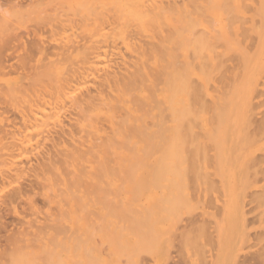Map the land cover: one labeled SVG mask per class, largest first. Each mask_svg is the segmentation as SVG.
Returning a JSON list of instances; mask_svg holds the SVG:
<instances>
[{
    "label": "rangeland",
    "instance_id": "obj_1",
    "mask_svg": "<svg viewBox=\"0 0 264 264\" xmlns=\"http://www.w3.org/2000/svg\"><path fill=\"white\" fill-rule=\"evenodd\" d=\"M47 1L49 3H47ZM51 1L52 2H50V0H46V4H45V0H0V21H1V26H0V143L6 142L5 144H8V142L11 143L14 141L13 144L15 143V145H18L20 143H23V141L24 143H26L29 140L30 142H39L40 140L42 141L40 143H46V142L49 143V140L43 141L44 140L43 137H45V140H47L45 135H47V138L55 135L56 139L66 140V139H69L68 134L71 130L73 134L76 133V129L74 128L75 126L73 127L74 125L73 123H76L75 120L73 119L74 118L76 119V116H74V114L70 112H69L70 113L69 115H67L68 114L67 113L65 116H63L64 119H61L63 126H61L62 125L61 120L54 121L52 119L53 124H52L51 119L46 120L50 123V127L48 125L49 124L48 122L46 124L48 126L43 125V123L46 122V121L43 122V120L45 118L44 116L47 113L48 114L51 113L58 106V93H57L58 89H56L55 85L57 86V80L62 74L61 69L62 68L66 69V67H69L66 69V71H69L76 64L75 62L76 53L70 54V53H65L64 51L62 52V47L64 46L68 48L67 46L68 45L71 46L72 41L74 42L73 44H75V46L77 45V43L78 45L80 43H82L83 45V43L86 42L84 41L85 39H82L80 41V38L91 36V32L93 30V27L91 25L93 24H91L92 23L90 21L91 18L89 20H86V19H88L89 16L92 17V15L90 14V10H87V8L89 9V7H87L89 6V3L87 2L88 0H86V5H85V0H51ZM63 1H65V3ZM244 1L246 2V0H242L241 2L243 3ZM254 1L253 3L252 0H247L248 3L251 2L249 4L250 6L247 4L245 6V3H243V6L245 7V9L243 8L244 11H248L252 6L253 8L254 7L258 8L260 5L264 6L263 0H262L263 3L261 4L259 3L260 5H258V2L260 0H254ZM81 3L82 5H84L83 8L81 6ZM63 5L65 7H63ZM77 5H78V8L80 5L81 7V9L79 8L80 10L76 8ZM69 7H71V9H73L72 7H74V10H72V12L76 11L75 8L79 10L78 13L77 11L75 13H77V16L79 15L78 17L80 19L83 18L82 15L85 14L84 18L86 19H81L85 21V24L82 23V28H81L82 29L81 31L83 32H80V30L78 29L79 25L77 24H80V22L77 23V20L80 21L79 19H77L78 17L75 18V21L74 19L72 20L68 19L71 22L66 20L67 19L66 15L69 14L68 17H70L71 19V17H73L72 15L75 14L74 12L73 13H71L70 11L68 12ZM242 7L238 14L239 17L238 16L235 17L234 21L238 20V18L240 17L244 18L246 16L245 17L246 20L244 21L247 23V26H246V23H242V21L241 22L236 21V22H239V24L241 23V25L242 24L244 25L242 27H239V31H244V28H246L248 33L250 34L249 35L250 37L253 34L251 33V30H248L249 24L254 25L255 21L253 20L255 19L256 23L259 22L258 25L262 26L260 20L258 21V18L262 20L261 18L262 16L256 13L255 8H254L255 10L251 8L252 9V10L250 9L251 12H248V15H246L247 12L245 13ZM246 8L248 10H246ZM63 9H65L66 11ZM85 10H87V12L89 13H86ZM64 13L66 17L64 16ZM254 13L258 15H255ZM70 14L72 15L70 16ZM252 16L258 17V18L253 19ZM243 18L240 20H243ZM248 19H251V20L253 19V20L251 22ZM84 21H81V22H84ZM75 22L77 23L76 24L77 26L74 25ZM86 22H91V23H86ZM88 24H90V27L88 26ZM84 25L85 26L87 25L88 28L85 27ZM259 26L255 27L253 31L255 33H258L257 36L261 38L263 30L261 28V32H260ZM257 28L259 29V32L258 30L256 31ZM247 31L245 30V32ZM84 33H86L85 34L86 36H84ZM239 33L240 32H238V34ZM248 33L246 34L242 32L240 34L241 37L238 34H237L238 35L237 37H239L238 39L241 40L242 34H245L246 36H248ZM255 33L253 36L256 35ZM245 35L243 36V39H242L244 42L241 40V43L243 42L245 44L243 45L242 43V45L240 46L243 47L242 49L244 51L246 49L244 47H250L251 50L253 49L251 51L252 52L251 54H248L249 52L247 51L248 52L247 57L249 56V59L255 60L254 62H252L251 66H253V64H256V63L260 64L261 59H260L259 52H260L261 47L259 46V43H258L260 41V38L256 39L255 37L257 36H255L254 39L252 40L250 39L249 41V39H247ZM244 37L247 40L246 39L244 40ZM87 39L90 41L89 38ZM255 40H256V45H254ZM241 43L239 42V44ZM82 45L81 46L79 45L80 48L83 47ZM82 50L83 49H81V51ZM247 50L249 49L247 48ZM81 51H79V53ZM68 54H69V57H66L67 61H64L63 59L65 58V55L68 56ZM235 57L236 56H233V58ZM247 59L245 63L239 58L238 59L235 58V60L233 61L237 62L238 65L235 63L237 66H239L238 62H243V63H240V65L244 64L245 66L246 62L248 61V64H246L245 67L242 65L243 67L241 68L240 66L239 68L241 69V71L246 72L250 69L249 66L251 63L249 62V59L248 60ZM62 60H63V63H62ZM73 62L75 63L72 64ZM227 63H231V60ZM227 63H225L226 65L224 67H228ZM50 65L52 66L50 67ZM236 65H234L233 63V66L235 69L234 72L238 71V73L243 74V72L241 71L239 72L238 67L237 69L235 68ZM229 66H232V65L229 64ZM228 70L227 68H223L222 69L223 74L221 72H220L221 75L220 73H218L219 75L215 73L216 75L211 77L212 82L210 83L209 86L211 87L213 85L214 88L213 87L211 88L212 90L215 89L217 93L212 92V90H209V92L211 91L212 93L220 97L222 96L221 94H224L223 92L225 90L224 91L221 90L220 86L223 82L222 81L223 77L226 79L227 75L225 74L228 73ZM234 72L232 74H234ZM236 74L232 75L233 77H230L231 75L230 74L229 75L230 78L227 77V79L225 80L227 81V83L224 81L226 83V84L224 83L226 85V90L228 89L230 91V92L229 91L226 92V94L229 93L228 96H231L230 93L233 89V84L236 83V85H234L235 87L239 84V81L241 80L242 75L238 74L237 76L238 79H237L235 76ZM261 74L264 77V68L261 70ZM220 76H222V79L220 78ZM49 77H52V79L54 78L53 81L50 78L51 80L50 82L48 80ZM234 77L236 78V80ZM233 78H234V81L236 82H233L232 80ZM215 79L216 81H214ZM46 81L48 82L47 84L49 85V87L47 86ZM218 81H220V84ZM261 81H262V84L258 85L256 89L257 90L260 89L261 92H263L264 90H262V87L264 88V85H263L264 78ZM215 82H218V84L217 83L215 84ZM228 82L230 83L233 82V83L232 85H228L229 84ZM217 85H220V86H217ZM230 86L232 87L230 88ZM46 87H48V89ZM48 90L49 92H47ZM256 91H255V94H256ZM52 92H55V93H52ZM261 92L259 91L257 93L260 94ZM212 93H211V96L215 98V96H213L214 94ZM49 94H52L54 99L53 98L50 99L49 97H51L52 95H49ZM226 94L224 96H227ZM253 94L251 95L250 98H247L246 96L243 97L241 95L239 96V94L236 96H232V97H224V96H223L224 98L222 97V99H225L224 102L225 101L227 102V103H224V102L223 103L225 105L228 104L227 107L225 105L223 106V110L224 109L225 110L221 111L220 113V114H223L221 116L222 117L225 116V118L222 120V118L220 117L219 114L216 113V111H215L216 114L212 112L214 113L215 116L218 115V117L221 118L220 121L221 120L224 121L219 126L216 125L217 127H220V128H217L218 130L214 128L216 124L214 119L216 120V117L213 116V114L211 115V117L213 116V118L208 117L207 114L204 113V111L201 113L198 111H196L198 113L195 112L196 116L195 115L194 116L197 117V119H196V122L194 119V122H192L191 124L194 127L192 126L191 127L193 128V130H196V132H194L191 128L185 130L187 134H188L187 130H190L191 133L188 134L189 136L192 135L190 136V138L199 140L200 143L199 141H197L196 143L198 144H196L195 142H193V139L191 140L189 136L187 135L189 140L188 138H186L187 136L183 139L185 140L187 139L188 141L191 140L194 143V145H197V146L195 147L189 146L190 149H187L186 147L188 146L185 145L186 146L185 147L182 144L181 147L182 146L185 147L184 152L185 151L189 152L192 149L194 151L192 150V153L190 151L191 154H194L195 151L197 150L201 152V150L197 148H200L201 146H198V145H202L204 142L207 143V147H211V145L214 146L216 143H217L216 145L218 144L221 145V146L218 145L219 147H216V146L213 147V148L216 147V149L217 148L220 149L222 147L220 151L216 150L215 157L221 156V158L218 157L219 160L217 159L216 161H214L213 159H211V157L207 158V155L213 152V151H210V149H213V148L212 147L209 148L207 151L208 154L207 153L205 154L204 153L205 150L203 148L205 147L204 146L205 143L202 145V148H203L202 150H204V152L202 151V154L199 153V155H203V153L205 154L206 161L210 159L214 161V162L213 161L211 162V164H213L212 165L213 167H211L209 164H207L208 167H206V164H205L206 161L204 160L203 162V159H202L204 158L203 157L204 155H203L202 158H200V165L202 164V167L200 166L202 173L204 171L212 172L213 169L211 168H214L215 165L219 169L218 170L216 167L214 170H217V173L220 174V178L216 177V176H219V174L214 172V170L213 172L215 175H212V176L215 178V180H213L214 178L211 179V177H209L210 181L212 180V183L214 185L213 184L211 185V182L210 184L209 183L206 184L208 181L207 179H205L208 176L204 175L206 172H204L203 178L201 177L202 179L200 178L201 175L195 176L193 178L189 177L193 175V172H194L193 169L195 168V171H197L196 167H198V164L197 166L194 165L196 162L195 163L192 162V165L194 168L192 167V165L191 166L189 165L192 168H189V166L187 167L184 166L186 164H184L183 160H186L187 162V159L185 158L189 155V153L185 152L187 155L186 156L184 155L185 153L180 150V153L181 152L184 153V154L181 153V155H179L180 159H182V157L184 158V156L186 157L182 160H180L177 157V159L179 160H176L177 166H178V161H182L183 165H181L182 163H180L179 167L183 166L187 170L188 168L190 170L192 169L190 171L191 173L189 172L190 175L186 171V173H188L189 175L188 179H187V174L185 172L184 173L186 177L180 176L181 178H179L177 177L178 175L177 174L174 176L170 175L171 178L170 176H167L169 178L167 177L162 178L161 176L160 177L157 176L158 174L157 175L154 174L155 167L153 166H156V162L153 156H147V157L143 156V158L141 159L140 157L137 158L132 153L138 147H140L141 144L134 145L133 143L129 141H126V142L124 141L123 144L119 143L121 144V146H119V144L117 143L118 148L114 146L113 144H111L112 146L110 145L107 151L108 152L113 151L112 157L116 158L114 160L117 162L121 161L120 159L121 157L123 160L125 158L123 166L120 165L122 161L118 163L120 167H116L117 171H118V168L119 170L120 168L124 169L123 168L124 166L125 168H127L128 166H130L128 165L129 163H136V162L138 163V160L139 162L143 163L144 166L142 167L140 166V164L139 165L133 164V165H136L135 167L137 168L136 170L135 167L134 168L132 167L133 169L132 173L134 172L133 178L129 177L130 175L129 173L128 174L126 173L127 172L126 169H124L126 170V172L124 174L122 173L123 175L120 174L121 172L118 174V175H121V177L123 178L121 177L116 178L118 175L114 177V175L112 174L117 173L116 170L112 172V174L108 173L109 171H112L115 168L114 167L113 169L111 168L112 170L109 169V171L106 172L109 175H112L111 177L106 173L105 175H103L104 173L103 174L100 173L99 179H95L96 176H99V173L98 175H95V177L93 176L94 178L92 177L91 179L81 176V179L85 178L83 179L84 181L86 180L88 182H92V184H95V185L97 184V186L100 185V187L98 186L99 189L96 186L92 187L95 189H92L91 187L89 188L87 185L89 186H92V185L91 183L88 184V182L84 183V185H83L84 181L81 182L82 184L79 183V181L81 180H79L80 178H77V177L76 179L78 180V183H75V184L73 183L76 187H73L72 186L73 184H72L71 188L69 189V188H65V186H67L68 181H71L73 178L74 180L76 179L75 177H72V179H70L71 178L70 177L69 178L70 180H68L67 177H65L67 183L61 186L62 189H64V191H62L63 199L61 198L63 201L62 202L60 201V204H61L60 208L57 209V207H55L56 205L47 201L48 198L47 196H45L46 194L50 197L52 194L50 193L47 194L41 182H39L38 178H35L33 175L34 172H36L37 165H38L35 159H32L30 163H28L22 157H19L16 159L14 158V160H11L12 162H10V166H8L11 168V170L15 168L22 169V170L18 169L17 175L15 174L16 172H14L15 170L11 171L8 167L0 163V171L2 170V172L0 173V264H26V263L29 264L28 260H31V259L33 260L34 258H36L41 251L42 252L44 251V253H41L42 255L44 254L46 255L42 256L45 258H42L41 256H38L36 258L37 262L38 263L40 262V264L41 262H44V260L46 259V256L48 260L47 262H49V260L52 262L50 264H264V259H262L264 258L263 256L264 252L261 253L262 251H264L263 250L264 249V170H263V167H264V161H263L264 160V125L259 126L258 124L259 122L260 123L263 122L261 121V119L264 120L263 116L260 117L261 113H264L263 112L264 105L261 103L262 104L261 106L259 103L261 100H263L262 98H264L263 96L264 94L263 95L260 94L261 96L259 95V97H256L254 96L255 94L254 95ZM238 96L240 97L239 101L237 100ZM252 96L255 97V99H253ZM203 97L205 98V96ZM202 99H201L202 102L206 101L208 103L206 105H208L207 107H209L211 111L213 109L215 110V108H210V106H213V102H211L212 101L211 97L210 99H209V96L206 97L204 101ZM251 100L253 101V103L251 102ZM255 101L258 102V104L256 105L257 106L260 105V107L255 108L254 110L253 109L255 107L254 103H257ZM50 103L52 104V106H50L51 105ZM55 103L57 104L54 105ZM204 104L203 106H205ZM250 104H253L254 107ZM196 106L194 107V109L196 108ZM249 106L252 108H249ZM207 107H204V108L206 109ZM235 108H237L239 111L236 110ZM197 109L199 108H196L195 110ZM207 112H210V111H207ZM250 112H252L251 113L252 117L250 116L251 120L256 121L257 118H254V117L261 118L260 121L258 119L259 122L256 121L258 124L256 125V127L258 126V128L262 130L261 133H260V130L257 131V129L256 130L251 129V128H255L252 126V124L255 125L253 121L252 123H250L249 121L248 123H246V121L250 119L248 118L249 117L248 113L250 114ZM234 113H237V114L239 113L238 115H240L239 117L240 120H239V123L237 124H236V120H238V116L237 114H234ZM35 114H37L38 116ZM201 114H202V118H201ZM210 114L211 112L208 115L210 116ZM69 116L72 118V123H68V121L71 122L70 120L71 118H69ZM203 118L206 120L207 118H209L208 119L209 122L207 124L206 129L202 128V123L200 122ZM211 119L214 122L210 121ZM65 120L66 121L68 120V121L65 122ZM198 121H199L200 126H198L197 124ZM54 122H56L57 124ZM40 123L43 125V127H41L42 125H39ZM193 123L194 124L196 123V124L194 125ZM209 123H213V125H211L213 126L212 127L213 129H211V126ZM65 124H67V126L69 127L72 125L71 128L73 129L67 127ZM245 124L247 125L248 128L251 126L252 127L248 129L245 126ZM248 124H250L251 126H249ZM54 125H56V127ZM196 126H198L199 128H196ZM57 127L59 128L61 127L60 130L62 131L63 129L65 134L63 133V131L62 132H60V130L58 131L59 128ZM67 128L68 130L70 129L68 132H67ZM56 130L58 134L63 135V137L61 135H58ZM197 130L198 131L200 130V132H198ZM252 130L257 131L259 134L258 137L255 136V138H253L255 134V132L253 131L254 134H253L252 139H255L256 142L254 140L253 141L251 140L250 134L252 135L253 133V132L251 133ZM50 132H52L53 134ZM197 132L200 133L202 137L205 135L204 132H206V137L205 138L203 137L204 140L202 139L201 135L198 134ZM196 133L200 136L198 137ZM214 134L215 135L217 134V136H214ZM245 135L246 136L249 135L246 138L248 139L250 137L249 138L250 140L248 139L247 141V139H244ZM207 137L214 138V140L210 138L212 139V142L216 141L217 139L218 140L214 144H212L210 142V139ZM55 138H52V139L55 141H59V140H56ZM52 139L50 140L52 141ZM187 140L186 142L189 145L191 141L188 142ZM208 140H209V143H208ZM244 140L246 142H244ZM186 142H184L183 140L184 144ZM4 143L0 144L1 147ZM164 144L165 143H161V145H159L158 147L155 146L151 150L153 152L162 150L166 146ZM208 144L210 145L208 146ZM11 145H10L11 151L8 150L9 145L8 146L6 145L8 147L7 150L2 149V148H5L6 146L0 149V156H3V153H5L8 156V154L11 152L10 155L13 154L12 156L15 157L16 151L14 152L12 150L13 147H11ZM122 145L124 146L129 145L131 147V150L133 149V151L130 150L131 151L130 152L129 150H126L127 151L126 152L125 149L127 147L125 146L126 148L124 149ZM175 145L177 144H174V146ZM115 147L117 148V150ZM178 148L176 149L177 151H179ZM218 151L220 154L217 153ZM115 152H119L121 153V155L114 156ZM5 154L3 156L4 159H1V160H4L3 163L7 164L10 161L8 159H13V158L10 157V155L9 157H7L5 156ZM110 154L111 153H108V155ZM130 155L131 157H129ZM253 155H255L254 156L255 163L259 161L258 159L262 160L260 163L257 162L259 163L258 165H256L257 163L254 164L256 165L255 168L259 166L257 167V170H256L257 172L255 171V174L256 173L258 174L255 176L253 175L254 173L252 172V170H250L254 167V165L252 164L254 160L252 161L251 159L252 162L249 161ZM189 156L188 158L190 159V162L196 161V160L198 162V159L200 157L199 156L196 160H193L194 158L192 157L193 159L191 160ZM209 156H212V153L211 155H208V157ZM112 157L109 159L110 163L106 159V162L108 161L107 166L109 167L114 166L112 164H115V161L114 163H112V160H111ZM256 157H258L257 161H256ZM133 158H135V160L137 159L136 162ZM213 158H214V155H213ZM117 159L120 161H118ZM5 161L6 162L8 161V162L5 163ZM14 161L16 163H19L20 166H18V164H16L17 165L16 166L15 163L14 165H12ZM24 161L28 164H26ZM210 161L209 162L207 161L206 163H210ZM190 162H187V163L191 164ZM216 162H219L220 164L219 163L215 164ZM248 162L249 163L251 162L252 165L251 164L250 165L252 166V168L249 167ZM108 163L110 165H108ZM11 166H13V169ZM200 167L197 173L201 172ZM3 169H6V170H3ZM122 169L121 171L124 172V170ZM143 170H148V171L141 172ZM3 171L5 172L7 171L6 173L10 172L12 174V178H11L10 173H9L10 176L8 175L6 177L5 175L7 174L4 175L5 172L3 173ZM19 171L20 173L21 171L23 172L19 174ZM129 171L131 173V168L129 169ZM246 171H248V173H250V171L252 172L251 175L249 174V178L247 177L249 180L246 178V173H247ZM211 174L206 173V175H209V176H211ZM124 175L125 176L128 175V176L125 178ZM150 176L152 177V179ZM196 177L200 178L202 181L205 180V184L203 182L201 184L200 183L201 180L200 179L196 180L195 179ZM182 178H186V179H182ZM155 179L157 180L160 179L157 184L158 186H155L157 183ZM137 180L141 183L139 182L137 183ZM97 181H99L100 183H98ZM216 181H218L219 183H216ZM151 182L153 183V185H151ZM161 183L162 184L164 183V184L162 185ZM69 184L70 182L68 183V185ZM77 184L78 185L80 184V185L77 186ZM159 184H161V186ZM220 184L222 185V187L220 186L219 188L218 186ZM167 185L168 187H166ZM207 185H208V189L206 187ZM209 185H211L213 188L209 189L210 187ZM215 185L217 186V189ZM214 186L216 190L214 189ZM67 187H70V186H67ZM101 188L103 189V191L101 190ZM104 189H105V192H104ZM210 190H212V193ZM251 191H253V193ZM254 192L255 193L258 192L259 194L256 193L257 194L256 195L254 194ZM61 195H58L56 200H59ZM260 195L261 197H263L261 200L259 199L261 198ZM212 197H215V199ZM72 198L75 203H73ZM162 200L166 207L164 205L162 206ZM168 201L172 202V205L171 203L169 205L170 207L173 206L172 208H167L169 204ZM56 210H58V212ZM140 211H144V213H141ZM207 211L208 212L210 211L211 213L210 212L208 213ZM242 211H244V213ZM58 214L59 216L57 217ZM209 214H212V215H209ZM205 215L210 216L209 219L210 218L211 219L207 220L208 217L206 216L207 217V218L205 217L206 221H204L203 216ZM242 215H244V217ZM141 216H143L144 219H142L143 217L141 218ZM55 217L56 219L59 218L57 220L58 223L52 222L53 221L52 218H55ZM139 221H141L140 224H139ZM202 222H204V225H202L203 224ZM54 224L56 226L60 225L62 230L60 229L61 233H59L58 231L59 229L57 230V228L59 227L58 226L55 227L56 228L55 230H57L59 234L56 233V235H53L52 237L51 235L55 234L54 232L55 230L53 227ZM50 227H53V228H50ZM139 230L140 231L142 230L141 236H143L142 235L143 232L146 236V237L145 236L142 237V238L144 237L146 238V239L144 238L145 240L143 239L144 242L143 241L141 242L140 241L141 239L140 240L138 239V238H141L139 237L140 233L138 234V236H136ZM39 231L42 233H38ZM54 236H56L55 242L57 243L59 242L60 244L59 246L58 244L51 242L55 240ZM36 237L37 239H34ZM48 237L49 238L52 237L53 239L50 240ZM60 237H61V240H60ZM46 238L50 240V241L48 240V242L51 245L47 242ZM135 240L140 241V243H138V241L135 242ZM40 244H43L42 246L43 249L40 248V246H38ZM52 244H55V245H52ZM46 245H48L47 246L48 248L46 247ZM18 246L21 249V250L18 249L20 252H22L21 255L23 253H27L26 257H24L25 254L24 256L18 257V254H16ZM52 248L53 250H51ZM15 249L16 251L14 254L13 252ZM46 249H49V250H46ZM52 251L54 252L52 253ZM50 253H52L53 255ZM32 256L34 258H32ZM39 257H41V259L43 260L39 259L40 260L39 261L38 260ZM33 261H31L30 264L36 263V262L34 263Z\"/></svg>",
    "mask_w": 264,
    "mask_h": 264
},
{
    "label": "bare ground",
    "instance_id": "obj_2",
    "mask_svg": "<svg viewBox=\"0 0 264 264\" xmlns=\"http://www.w3.org/2000/svg\"><path fill=\"white\" fill-rule=\"evenodd\" d=\"M241 1L242 0H88L87 2L89 3V6H87V7H89V9L86 6L85 7L87 8V10H90V14L92 15V17L89 16V18L86 19V18H84V16H85V14H84V15H82L83 18H81V19H86V20H89L90 18L92 19V20L90 19V21L92 23L86 22V23L93 24V25H91L93 27V30L91 32V36H86L85 35L86 33H84V36L89 38L90 41L86 37L85 38L83 37V38H80V41L82 39H85L84 41H86L87 43L84 42L86 44L83 43V45H82V43H80V41H79V43H80L79 45L83 46L81 48L78 45V43H77V45H76L77 47H76L75 44H73L74 43L73 41H72L73 45L70 43L72 47L70 45L67 46L68 48H66L64 46L62 47V52L64 51L65 53H70V54L76 53V61H75L76 64L74 65V67L71 70L68 69L69 71H66V69L69 67H66V69L65 68L61 69L62 74L59 77V79L57 80V86L55 85L56 89H58V92H57L58 93V106L51 113H49V114L47 113L44 116L45 118L43 120V122H45L46 120H50V119L51 120L53 119L54 121L55 120L60 121L61 119H64L63 116H65L67 113H68L67 115L72 113V114H74V116H76V119L75 118L73 119L76 122V123H73L74 124L73 127L75 126L74 128L76 129V133L73 134L71 132L72 131L71 130L70 131L71 133L70 132H69V134L67 133L69 136V139H66L68 136L66 138H64L66 140L56 139L55 135L47 138V135H45L47 140H45V137H43L44 138L43 141L49 140V143H47V142L46 143H40V142H42L40 140H39V142H30V140H29L26 143H24V141H23V143H20L18 145H15V143L13 144L14 141L11 142L12 145L10 142H8V144H5L6 142L5 143L2 142V143H4L3 144L4 146L2 145V147L9 145L8 146L9 149L7 146L5 147L6 149L2 148L1 145H0V149L1 148L4 150L8 149L11 151V149H10V145H11V147L14 148V149L12 148V150L14 152L16 151L15 152L16 155H15V157L12 156L13 154L10 155V153H11L10 151H9L10 152L9 154L7 153L8 156L5 153H3V156L5 154V156L9 157V155H10V157H12L13 159H8L10 161L9 162L7 161L8 163L5 161V163H7V164H4L3 163L4 160H1V159H4V157L0 156L1 157L0 163H2L4 166L8 167V166H10V162H12L11 160H14V158L16 159V158L22 157L28 163H30L32 161V159H35L36 162L38 163V165H37L36 172H34L33 175L35 178H38L39 182H41L46 193L52 194L50 197L46 194H45V196H47V198H48L47 201L56 205L55 207H57V209L60 208V205H61L60 201L61 202L63 201L62 200L63 199L62 198L63 197L62 191H64V189H62L61 186L63 184L67 183L65 177H67L68 180L72 179V177H75V179H76V177L80 178L79 180H81V181H79V183H81L82 181H84L83 179H85V178L81 179V176H84L86 178L91 179L93 176L95 177V175H98V173H99V176H96V178H95V179H99L100 173H102V174L104 173L103 175H105V173L108 172L109 169L112 170L115 167L112 171L108 172L109 174H112V172H114L115 170L117 171L116 167H120V165L123 166L125 158L123 160L121 157L120 159L122 162L118 159L117 160L120 161L121 163L117 162L114 160L116 158L112 157L113 151L108 152L107 150L109 149L111 144H113L114 146L117 147V143L123 144L124 141L125 142L129 141V142L133 143L134 145L141 144L140 147H138L134 152H132L134 154V156H136L137 158L140 157L142 159L143 156H146V157L147 156H153L154 157V160L156 162V166H153V167H155L154 168V174H156V175L158 174L157 176H159V177L161 176L162 178L163 177L165 178L167 176H170V175L174 176L177 174H178L177 177H179V178H181L182 176L186 177V175H185L186 171L189 173L192 170V169L190 170L189 168L193 167L192 162H194V163L196 162L195 164L194 163L193 164L195 166H197V164H198V167H196L197 171H195V168L193 167L194 168L193 169V171H194L193 175H191L192 176L191 177V176H189L191 172L189 173V175H188V173H186L187 179L189 177L193 178V177L199 176V175H201L200 178L201 177L203 178V174L206 171H204L202 173V170H201L202 164L200 165V158H202V156L204 155L203 156L204 158H202L203 162H204V160L206 159L205 154L207 153L208 149L211 147L213 148L214 146L219 147L218 145H220V144L216 145L217 144L216 143L214 146L211 145V147H207V143L204 142L206 144L205 145L203 143L205 146V147H203L205 152H204V150H202L203 144L198 145L201 147L197 148V149H200L201 152H199L197 149H195V150H197L198 153H197V151H195V153L193 152L194 154H191L193 149L190 150L191 153H190V151L189 152L185 151L186 153H189L190 156L189 155L188 156L191 158V160L193 158H194L193 160H196L200 156L198 159L199 163L197 162V160L190 162V159L188 158V156L184 152V148L186 146H188L186 148L190 149L189 146H194V147L197 146V145H194L193 142L196 143L199 140H195L193 138H190V136H192V135L189 136L188 134H190L191 131L187 130V132H188V134H187L185 132V130L190 129V128L193 130L192 127H194V126L191 124H192V122H194V119L196 122V119H197V117H195L196 111H198L200 113L204 111V113H206L208 117H211L212 114H213V116H215L214 113L216 111V113L220 115L222 120L225 118V116L224 117L221 116L223 114H220L221 111L225 110V109L223 110V106L225 105L224 103H227L226 101L224 102L225 99H222V97L226 94V92L229 91L228 89L226 90L225 84L227 83V81H225V80L227 79V77L228 78L233 77L232 75H234L236 73L237 74L235 76L238 79V77H237L238 74L239 75L241 74V73H238V71L234 72L235 69H234L233 63H234V65H236L237 62H234L233 60H235V58L236 59L239 58L240 60H242L245 63L246 59L247 58L249 59V56L247 57V53L249 52L248 54H251L252 53L251 51L253 50V49L251 50L250 47H244V48H246L245 49L246 52H245L242 49L243 47L240 46L244 42L242 39H243V36L245 34H242V38H241V40L243 41L242 43H241V40L238 39L239 37H237L238 35L241 37L240 34L242 32H244L246 34L248 33L246 28H244V31H239V27L244 26L243 24L241 25V23L239 24V22L242 21V23H246L244 21V20H246V18H245L246 16L244 17L245 19L243 17H240V18H238V20L234 21L235 17L238 16L239 11H240L241 7L243 6V3H245V6H246V4L249 5L251 3V2L248 3L247 0H246V2L244 1L243 3ZM253 1L254 0H252V2ZM263 1L260 0L258 2V5L263 3ZM50 2H52V1L50 0ZM63 2L65 3V1H63ZM47 3H49V2L47 1ZM82 3H81V6L83 8L84 5H82ZM45 4H46V0H45ZM73 5H75V4H73ZM85 5H86V0H85ZM63 7H65V6L63 5ZM72 8L73 9H71V7H69L68 12L70 11L71 13H73L74 11L72 12V10H74V7H72ZM76 8H78V5ZM76 8H75V10L78 13L79 10L81 9V7L79 5V8H80V9L78 8L79 10ZM243 8L245 9L244 6L242 7V9ZM251 8H253V6ZM254 8H253V10L256 9V13H258L262 16L261 17L262 20L259 19L258 17H253V16L252 17H253V19L258 18V21L260 20L262 26L261 25L259 26L258 25L259 22L256 23V20L252 19L253 21H255L256 24L255 23H254V25L249 24L250 27L248 26V30H251V33L254 35L255 32L253 31V29L255 27L259 26L260 32H261V28L263 30L262 36L260 38L259 36H257L258 33H255L256 34L255 36H257V37L253 36L252 34H251L252 36L249 37L250 34L248 33V36L245 35V37H247V39H249V41H250V39L251 40L254 39V37L256 39L260 38V41L258 43H259V46L261 47L260 52H259L261 63L260 64L256 63V64H253V66H251L252 62H254L255 60L249 59V62H251L250 66H249L250 69L248 70V68H249L248 67L247 68L248 71L243 72L239 68H240V66L242 68L244 66V64H242L243 65L242 66V65H240V63H243V62H238L239 66H237L238 65L237 64L235 66V68L237 69V67H238L239 72L240 71L243 72V74H241L242 75L241 80L239 81V84L237 86L234 87V85H236V83L233 84V89L230 93L231 96H228V94H229L228 93V94H226L227 96H224V97H232V96H236L239 94V96L241 95L243 97L246 96L247 98H250L253 93L255 94V91L257 90L256 89L257 86L262 84L261 80L264 78L263 75L261 74V70L264 68V6L260 5L258 8H255V9ZM65 9H63V10H65ZM244 9H243V11H244ZM87 10H85L86 13H89V12H87ZM246 10H248V9L246 8ZM249 10L244 11L245 13L247 12L246 15H248V12H251L252 9L250 11ZM77 13H75L73 15L70 14V16L71 15L73 16V17H71V19H70V17H68L69 14L67 13L68 14V15H66L67 19L66 18L65 19L66 20L74 19V21H75V18H77L79 16V15L77 16ZM258 14H255V15H258ZM64 16H65V13H64ZM82 16H80V17H82ZM231 17H232V19H231ZM242 18H243V20H240ZM77 19L80 20V21L77 20V23L80 22V24H77L75 22L74 25L75 26L79 25L78 29L80 30V32H83V31H81L82 30L81 28H82V23L85 24V21L81 20L79 17ZM66 20H64V21H66ZM248 20H250L252 22L251 19H248ZM68 21H67V23H68ZM81 21H84V22H81ZM236 21H239V22H236ZM250 21H248V22H250ZM69 22H71V21H69ZM255 25H257V26H255ZM0 26H1V21H0ZM88 26L90 27V24H88ZM88 26L86 25L85 27L88 28ZM246 26H247V23H246ZM259 29L257 28L256 31L258 30V32H259ZM245 30L247 32H245ZM238 32H240V33L238 34ZM87 35H89V34H87ZM245 37H244V40L246 39ZM238 41L241 44H239ZM248 42H246V43H248ZM244 44L245 43H243V45ZM254 45H256V40H255ZM247 48L249 50H247ZM81 49H83V50L81 51ZM258 49H259V47H258ZM79 51H81V52L79 53ZM232 55L236 56V57L233 58ZM66 57H69V54H68V56L65 55V58L63 57L64 61H67ZM63 60H62V63H63ZM230 60H231V63H227ZM75 62H73L72 64H74ZM225 63H227L228 67H224L226 65ZM229 64H231L232 66H229ZM246 64H248V61L246 62ZM246 64H245V66H246ZM51 66L52 65H50V67ZM223 68H227V70L230 69V70H228V73L231 72L230 73L231 75L228 73L225 74V75H227L226 79L224 77L222 79V76H220V78L223 81L222 84H224L226 82L224 85H222V84H221V86L217 85V86H220L221 90H223V91L225 90L223 92L224 94H221L222 96L220 97V96H217L214 94V93H217V91L215 89L212 90L211 87H213V85L211 87L209 85L212 82L211 77H213L214 75H216L220 72L223 74V72H222ZM231 68H233V69H231ZM232 71L234 72V74H232L233 73ZM221 73H220V75H221ZM218 75H217V77H218ZM229 75H230V77H229ZM217 77H216V79H217ZM50 78L52 79V77H49L48 80L51 82ZM234 78L232 80H233V82H236V81H234ZM236 78H235V80H236ZM239 78H240V76H239ZM53 79H52V81H53ZM216 79L214 81H216ZM218 82L220 84V81H218ZM218 82H215V84L216 83L218 84ZM237 82H238V80H237ZM47 83L48 82L46 81V84ZM228 83H229L228 85H232V83H230V82H228ZM53 84H54V82H53ZM263 85H264V82H263ZM47 86L49 87L48 84H47ZM222 86H224V87H222ZM48 87H46V88L48 89ZM231 87L232 86H230V88ZM209 90H212V92H214V93H212L210 91L212 94H214L213 96H215V98L211 96V93L209 92ZM221 90H220V92H221ZM262 90H264L263 87H262ZM259 91L261 92V90L258 89L256 91L257 95L256 94L255 95L253 94V95L256 97H259L260 94L261 95L264 94L263 93L264 91L261 92L260 94L257 93ZM47 92H49V90ZM52 93H55V92H52ZM49 95H52V94H49ZM203 96H205V98L209 96V99L211 97V100H212L211 102H213V106H210V108H215V110L213 109L214 111L213 110L211 111L209 109V107H207L208 105H206V104H208V103L206 101H204L205 98ZM239 96L237 99L238 101L240 98ZM202 97H203V99H202ZM49 98L52 99L53 95ZM201 99L205 102V104H204V102L201 101ZM253 99H255V97H253ZM262 99L263 100H261L260 102H259L260 99L258 100V102L260 103L261 106H262V104L264 105V103H263L264 98H262ZM237 100H236V102H237ZM251 102L253 103L252 100H251ZM255 102H257V101H255ZM258 102L254 103L255 107L253 106V104H250L254 107L253 108L254 110H255V108L260 107V105L259 106L256 105V104H258ZM56 104L57 103H55L54 105H56ZM203 104L205 106H203ZM196 105L199 107H197ZM209 105H210V103H209ZM227 105H225V106L227 107ZM50 106H52V104ZM195 106H196V108H199V109L195 110L196 109V108L194 109ZM204 107H207L206 108L207 110ZM226 107H224V108H226ZM249 108H252V107L249 106ZM235 109L238 110L237 108H235ZM42 110H44V109H42ZM243 110H244V108H243ZM262 110H261V112H262ZM34 111H36V110H34ZM207 111L211 112L210 116L208 115L210 112H207ZM251 111H252V109H251ZM47 112H49V111H47ZM198 112H196V113H198ZM212 112H214V113H212ZM248 112H249V110H248ZM263 112H264V110H263ZM251 113L252 112H250V114L248 113L249 117L248 116L247 117L250 119H248L246 121V123H248V121L250 123H252L253 120H251V117H252ZM234 114H237V113H234ZM238 114H237L238 120H236V124L239 123V120H240L239 119L240 115H238ZM262 114H264V113H261L260 117L263 116V118H264V115H262ZM35 115H37V114H35ZM26 116H28V115H26ZM213 116L211 118H213ZM215 117H216V120L214 119V121L216 122V124L214 123L215 124L214 128H216V130H218L217 128H220V127H217L216 125L219 126L224 121H222V120L220 121L221 118H219L218 115ZM260 117H254V118H257V120L256 119H254V120L258 121V119H259V121H260V119H261ZM69 118H71V117L69 116ZM201 118H202V114H201ZM208 119L209 118H207V120L203 118L200 121L202 123V128H204V129L207 128V124L209 122ZM53 120H52V124H53ZM70 120H71V122L67 120L68 123H72V118ZM67 121L65 120V122H67ZM210 121H213V120L211 119ZM256 121H253V123L255 125L252 124V126L255 128H251L252 126L250 124H248L249 126H251L249 128L247 127L246 124H245V126L248 129H250V128L255 129V130L257 129V131H258L260 129L258 128V126L256 127V125L259 124V126H263L264 120L261 119V121H263V122L260 123L258 121L259 122L258 124ZM47 122L48 121L43 123V125H46ZM54 123H56V122H54ZM61 124H62V120H61ZM197 124H198V126H200L199 121ZM209 124H210V126L213 125V123H209ZM260 124H262V125H260ZM39 125H42V124L40 123ZM43 125L41 127H43ZM48 125L50 127V123ZM48 125H46V126H48ZM65 125L67 126V124H65ZM54 126L56 127V125H54ZM61 126H63V124ZM198 126H196V128H199ZM67 127H69V126H67ZM71 127H72V125L69 128H71ZM212 127L213 126H211V129H213ZM57 128H59V127H57ZM60 128L58 129V131L60 130ZM232 128H234V127H232ZM47 129H49V128H47ZM71 129H73V128H71ZM64 130H66V129H64ZM69 130L67 128V132ZM255 130L251 131V133L254 131L255 134H254V132L252 133V135L250 134L252 141L253 140L255 141V139H252L253 134H254L253 138H255V136L258 137V135H259L258 132ZM62 131H63V129H62ZM62 131L60 130V132H62ZM193 131L196 132V130H193ZM56 132H57V130H56ZM198 132H200V130ZM261 132H262V130H260V133ZM50 133H52V132H50ZM63 133H64V131H63ZM204 133H205V135L203 134L204 135L203 137L205 138L206 132H204ZM57 134H58V132H57ZM198 134H200V133H198ZM58 135H61V134H58ZM187 135L189 136V138L191 140L193 139V142L190 140L191 141L190 144L193 143L192 145H190V144L188 145L186 142L187 139L186 140L183 139ZM200 135H198V137ZM61 136L63 137V135H61ZM188 136L186 138H188ZM214 136H217V134L216 135L214 134ZM248 136L245 135L244 139H247L246 137H248ZM201 137H202V135H201ZM203 137H202V139L204 140ZM257 137H256V139H257ZM49 138L50 139L55 138L56 140H59V141H55L53 139L51 141ZM57 138H59V137H57ZM189 138H188V140H189ZM207 138H209V137H207ZM210 138H212V137H210ZM221 138H222V136H221ZM182 139L184 140V142H186L185 144L183 143ZM212 139L214 140V138H212ZM212 139H210V142L212 144H214L218 140L217 139L216 141L212 142ZM248 139H247V141H248ZM231 140H232V138H231ZM190 141H188V142H190ZM244 142H246V141L244 140ZM2 143H0V144H2ZM161 143H165L164 145H166V146L164 147V149L159 150L157 152H153L151 150L155 146L158 147L159 145H161ZM199 143H200V141H199ZM208 143H209V140H208ZM174 144H177V145L174 146ZM182 144L184 146L185 145L186 146L181 147ZM196 144H198V143H196ZM209 145L210 144H208V146ZM119 146H121V144H119ZM122 146L124 147V149L126 147L128 148V149L126 148L125 151L131 150V147L129 145L128 146L125 145L126 147L124 145H122ZM216 147L213 149H210V151H213V152H211L212 156L208 157V155H211V153H209V154L207 153L208 154L207 158L211 157V159H213L214 161H216L217 159L219 160L218 157L221 158V156H218V157H215V156H216V150L220 151L222 149V147L220 149H218V148L216 149ZM117 148H116V150H117ZM177 148L179 149V151L176 150ZM172 150H174V151H172ZM180 150L183 151L185 154L183 152H181V153H183L184 155L187 156V157L184 156V158L186 157L185 159H187V162L191 163V164H189L186 162V160H183L184 164H186L184 166L187 167L189 165L190 166L192 165V167L189 166L188 170L186 168H184L183 166L179 167L180 163H182L181 165H183L182 161H178V166H177L176 160L180 159V156H179V155H181ZM131 151H133V149ZM155 151H156V149H155ZM202 151L205 154L203 153V155H199V153L202 154ZM214 151H215V153H214ZM219 151L217 153H219ZM108 153H111V154L108 155ZM115 154H114V156L121 155V153H119V152H115ZM183 154H182V156H183ZM107 155H108V157H107ZM213 155H214L215 159L213 158ZM254 156L255 155H253L249 161H251V159L253 161L255 159ZM111 157H112V159H111L112 163H114V161H115V164L117 166L115 164H112V163L111 164L114 166H110V167L107 166V162L109 161V159ZM129 157H131V155ZM177 157L179 159H177ZM184 158L182 157V159H184ZM106 159L108 160L107 162H106ZM133 159L135 160V158H133ZM182 159H180V160H182ZM257 159H258V157H256V161H257ZM5 160H7V159H5ZM136 160H135V162H136ZM210 160H207V161L209 162ZM213 160H211L210 163H206L207 161L205 160L206 161L205 162L206 167H208L207 164H209L211 167H213L212 166L213 164H211V162ZM258 160L259 161H257V162H259V163L262 161L260 159H258ZM129 161H130V159H129ZM251 162L250 163L248 162V163H249V167L252 168L251 165L252 164L254 165L257 162L255 163V160H254V162H252V164H251ZM14 163H15V165L18 164V166H20L19 163H16L15 161L13 162L12 165H14ZM28 163H26V164H28ZM109 163H110V161H109ZM109 163H108V165H110ZM118 163H120V165ZM217 163H219V162H216L215 164H217ZM259 163H257L256 165H258ZM2 164H1V166H2ZM133 164H137V165L140 164L141 167L144 166L143 163L139 162V160H138V163L137 162L136 163H129L128 165H130V166L127 165L128 166L127 168H125V166L123 167L124 169L127 170V172H126V170H124L122 168H120V170L118 168L117 173H114L112 175H114V177H116L120 172H121L120 174H122V173L124 174L126 172L127 174L129 173V175H130L129 177L133 178L134 172L132 173V171H133L132 167L134 168L136 166ZM256 165H254V167L252 169H250L254 173L253 174L254 176L258 174V173L255 174L257 167H259V166H257L255 168ZM11 167L13 169V166H11ZM129 167L131 168V173L129 171V169H130ZM199 167H200L201 172L197 173L199 171L198 170ZM211 167H209V168H211ZM216 167L217 166L215 165L214 168H211V169L214 170ZM8 168L11 170L10 167H8ZM18 169H16V168L13 169V170H15L14 172H16L15 173L16 175L18 174L17 173ZM121 169L124 170V172L121 171ZM135 169L137 170L136 167H135ZM217 169H218V167H217ZM3 170H6V169H3ZM13 170H11V171H13ZM213 170H212V172L211 171L206 172L208 174L213 173V174H211V176L206 175V173L204 174L205 176H208L205 178L208 180L206 184H208V183L210 184V182H211V185L213 184L212 180L210 181V179H209V177H211V179L214 178L212 176V175H215L214 172L217 173V170H214V172H213ZM263 170H264V167H263ZM147 171L148 170H143L141 172H147ZM248 171H246V172L248 173ZM1 172H2V170L0 171V173ZM4 172L5 171H3V173ZM6 172L4 173V175L7 174V175H5L6 177L8 175L10 176L11 173L9 172L10 173L9 174ZM22 172L23 171H21V173ZM252 172L250 171V173H248V174L246 173V178L247 177L249 178V174L251 175ZM21 173L19 171V174H21ZM108 173H106V174H108ZM180 173H182V174H180ZM149 174H150V172H149ZM217 174H219V173H217ZM13 175H14V173H13ZM16 175H15V177H16ZM112 175H109V176L111 177ZM127 176L128 175H126V176L124 175L125 178ZM118 177L120 178L121 175H118L116 178H118ZM216 177L220 178V174H219V176H216ZM11 178H12V174H11ZM105 178H107V177H105ZM121 178H123V177H121ZM167 178H169V177H167ZM170 178H171V176H170ZM200 178L196 177L195 179L199 180ZM151 179H152V177H151ZM182 179H186V178H182ZM155 180L157 181V183L155 182L156 183L155 186H158L157 184H158L159 180H157V179H155ZM213 180H215V178ZM153 181H154V179H153ZM69 182H70V184L68 185ZM87 182L88 181L85 180L83 182V185H84V183H87ZM97 182L100 183L99 181H97ZM138 182L139 181L137 180V183ZM152 182H151V185H153V183H154V182L153 183ZM202 182L205 184V180L204 181L201 180L200 183L202 184ZM253 182H255V181H253ZM68 183H67V186H70V187L65 186V188L70 189L71 185L73 183L74 184L78 183V180L77 179L74 180V178H73L71 181H68ZM90 183L92 186H89L87 184H85V185H87L89 188L96 186L99 189L100 185H98L99 186L98 187L97 184L95 185V184H92V182H88V184H90ZM139 183H141V182H139ZM216 183H219V182L216 181ZM74 184L72 186L76 187ZM135 184H136V182H135ZM161 184H159V185L161 186ZM79 185L77 184V186H79ZM168 185L166 187H168ZM211 185H209L210 186L209 189L213 188ZM215 186H214V189H215ZM220 186L222 187L221 184L218 187L220 188ZM206 187L208 189V185ZM92 189H95V188H92ZM105 189H104V192H105ZM216 189H217V186H216ZM101 190L103 191L102 188H101ZM210 191L212 193V190H210ZM253 191H251V192L253 193ZM61 193H62V195H61ZM256 193L259 194L258 192H256ZM256 193L254 192V194H256ZM254 194H253V196H254ZM58 195H61V197H60V199L58 198L59 200H56ZM256 197H258V196H256ZM260 197H261V195H260ZM212 198L215 199V197H212ZM262 198L263 197H261L259 199L261 200ZM72 200H73V198H72ZM212 202H213V200H212ZM73 203H75L74 200H73ZM168 203L169 204H168L167 208H172L173 206L172 207L169 206L170 203L172 205V202L168 201ZM163 205H164V202L162 200V206ZM72 206H73V204H72ZM56 211L58 212V210H56ZM140 212L144 213V211H140ZM242 212L244 213V211H242ZM209 215H212V214H209ZM58 216H59V214L57 215V217ZM206 216L207 215L203 216L204 221H206L207 217H208L207 220L210 217V216H207V217ZM242 216L244 217V215H242ZM142 217L143 216H141V218ZM58 219L59 218L56 219V217L52 218V220H53L52 222H57ZM142 219H144V217ZM242 219H244V218H242ZM140 223H141V221H139V224ZM202 223H203L202 225H204V222H202ZM57 226L54 224V226H53L54 230L56 229L55 227H57ZM53 227H50V228H53ZM58 227L59 228H57V230L59 229L58 231H59V233H61L60 229L62 230V228L60 225ZM57 230L54 231L55 234L51 235L52 237H53V235H56V233H58ZM141 231L139 230L137 232L136 236H138V234L140 233L139 237H141V238H138V237L137 238L139 240L141 239L140 241L142 242L146 236L143 232L142 235L145 237L142 238L143 236H141V233H142ZM38 233H42V232L39 231ZM52 237H50V238L48 237V238L51 240V239H53ZM48 238H46L47 242L49 240ZM55 238H56V236H54V239ZM34 239H37V237ZM60 240H61V237H60ZM55 241H56V239L54 241H51V242L58 244V246H59L60 245L59 242L57 243ZM137 241L138 240H135V242H137ZM140 241H138V243H140ZM55 244H52V245H55ZM38 246H40V248H42L43 244H40ZM47 246L48 245H46V247ZM24 248H26V247H24ZM53 248H54V246H53ZM53 248L51 250H53ZM18 249H20L19 246L17 248V251L15 249L13 253L15 254V251H16L17 252L16 254H18V257L24 256V254H25L24 257L27 256L26 255L27 253H23L21 255L22 252H20ZM46 250H49V249H46ZM51 250H50V252H51ZM18 251H19V253H18ZM30 251H32V250H30ZM53 252L54 251H52V253ZM263 252L264 251H262L261 253H263ZM41 253H44V251L43 252L41 251L38 256L42 257V256L46 255V254L42 255ZM52 253H50V254H52ZM58 255H56V256H58ZM41 257H39L38 260L41 259ZM260 257H259V259H260ZM32 258H34V257L32 256ZM36 258L33 259L34 261L32 259L28 260L29 264L31 261H33L34 263L36 262L35 264H40V262L39 263L37 262ZM42 258H45V257H42ZM262 259H264V258H262ZM41 260H43V259H41ZM45 260H46V262H45ZM45 260H44V262H41V264L52 263L50 260H49V262H47L48 261L47 256H46ZM31 264H33V263H31Z\"/></svg>",
    "mask_w": 264,
    "mask_h": 264
}]
</instances>
